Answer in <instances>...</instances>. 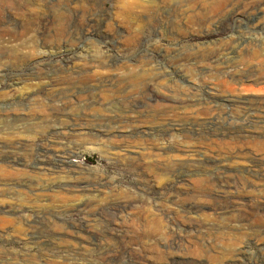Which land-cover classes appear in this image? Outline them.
<instances>
[{
  "label": "rangeland",
  "instance_id": "1",
  "mask_svg": "<svg viewBox=\"0 0 264 264\" xmlns=\"http://www.w3.org/2000/svg\"><path fill=\"white\" fill-rule=\"evenodd\" d=\"M257 24L264 0H0V264H264Z\"/></svg>",
  "mask_w": 264,
  "mask_h": 264
},
{
  "label": "bare ground",
  "instance_id": "2",
  "mask_svg": "<svg viewBox=\"0 0 264 264\" xmlns=\"http://www.w3.org/2000/svg\"><path fill=\"white\" fill-rule=\"evenodd\" d=\"M165 2V1H164ZM232 10H230V11H228V12H231ZM234 11V10H233ZM236 12V11H235ZM231 13H233V12H231ZM249 13V12H248ZM252 14V13H251ZM235 15V14H234ZM229 16V15H228ZM246 16H248V15H246ZM251 16V15H250ZM227 18V17H226ZM227 20V19H226ZM233 20V19H232ZM250 20V19H249ZM230 21H231V19H230ZM242 21V20H241ZM243 21H244V19H243ZM242 21V22H243ZM234 22H236V21H234ZM239 22V21H238ZM240 23V22H239ZM250 24H252V23H250ZM250 27H252V26H250ZM252 30L253 31H255L256 33H258V32H261L262 30L264 31V26H261V25H259V24H257V25H253V27H252ZM264 38V37H263ZM263 41V40H262ZM249 44V43H248ZM250 45V44H249ZM236 46V45H235ZM238 46V45H237ZM236 46V47H237ZM247 47H249L248 45H247ZM246 47V48H247ZM257 47H258V45H256V44H254V45H252V50L250 51V53L248 52V54L250 55V56H252V57H255V58H259V54H258V50H257ZM249 48H251V46L249 47ZM242 49V48H241ZM248 49V48H247ZM236 53H238V52H236ZM261 54V53H260ZM262 55V54H261ZM248 58V57H247ZM246 58V59H247ZM249 59V58H248ZM248 59H247V61H248ZM260 60L259 61H261V62H264V56H263V58L261 57V58H259ZM229 62V61H228ZM227 63V62H226ZM225 63V64H226ZM230 63V62H229ZM228 64V63H227ZM258 64V63H257ZM260 64V63H259ZM258 64V65H259ZM229 66V65H228ZM261 66V65H260ZM234 69V68H233ZM245 69V68H244ZM244 69H242V71H244ZM255 70V69H254ZM263 72H264V66H263V69H261ZM231 71V70H230ZM249 71V70H248ZM223 72V71H222ZM246 72H247V70H246ZM254 72V71H253ZM256 72V71H255ZM259 72V71H258ZM261 72V71H260ZM227 73V72H226ZM248 74H249V72H247ZM246 74V73H245ZM248 74H247V76H248ZM255 74H257V73H255ZM229 75V74H228ZM224 76V75H223ZM226 76V75H225ZM243 76V74H241L240 73V71H231V73H230V76H228V78L230 77V79H233V80H235V81H239V80H241V77ZM247 76H246V78H247ZM250 76V75H249ZM264 76V75H263ZM219 77H221V76H219ZM255 77V76H254ZM259 77V76H258ZM226 78V77H225ZM228 78H226V79H228ZM250 78H251V76H250ZM245 79V78H244ZM252 79H253V77H252ZM256 79V78H255ZM254 79V80H255ZM257 81H260L258 78L256 79ZM255 80V82H257ZM232 81V80H231ZM223 82V81H222ZM228 82H230V81H228ZM244 82V81H243ZM224 83H226V80L224 81ZM223 83V84H224ZM234 83V82H233ZM233 83H231V85L233 84ZM245 83V82H244ZM260 83H263V81L262 82H260ZM259 83V84H260ZM254 85H256L255 83H253ZM258 84V85H259ZM215 86H216V84H214ZM213 85V86H214ZM237 84L235 83L233 86H236ZM264 85V84H263ZM218 86V85H217ZM238 86V85H237ZM245 86V85H244ZM259 86H261V84L259 85ZM210 87V86H209ZM240 87V86H239ZM239 87H237V88H239ZM211 88V87H210ZM213 88V87H212ZM218 88V87H217ZM236 88V87H235ZM234 88V89H235ZM232 89H233V87H232ZM216 90V89H215ZM221 90V89H220ZM219 90V91H220ZM217 91V90H216ZM218 91V92H219ZM217 92V93H218ZM220 93H222L223 94V92L221 91ZM219 94V93H218ZM221 95V94H220ZM194 96V95H193ZM193 96H191V97H193ZM195 97V96H194ZM227 97V96H226ZM185 98H186V96H185ZM221 98V97H220ZM222 98H225L224 97V95H223V97ZM183 99V98H182ZM228 99V98H227ZM229 99H231V98H229ZM220 100V99H219ZM228 102V101H227ZM87 117V116H86ZM249 119V118H248ZM252 119V118H251ZM246 121H247V119H246ZM257 121V120H256ZM242 123H244L243 121H242ZM252 123V122H251ZM251 123H249V124H251ZM246 124V123H245ZM244 125V124H243ZM107 129V128H106ZM29 131V130H28ZM92 132V131H91ZM149 156H150V154H149ZM149 158V157H148ZM41 159V158H40ZM46 159V158H45ZM146 159V158H145ZM150 159V158H149ZM62 159H59V162L61 161ZM148 160V159H147ZM39 161V160H38ZM62 161H64V160H62ZM73 161V160H72ZM152 162V161H151ZM160 162H162V161H160ZM153 163V162H152ZM37 164V163H36ZM40 164V163H39ZM43 164V163H42ZM151 164V163H150ZM44 165H45V163H44ZM43 165V166H44ZM61 165V164H60ZM38 166H40V165H38ZM42 166V165H41ZM40 168V167H39ZM42 169H43V167H42ZM48 169V168H47ZM39 171V170H38ZM41 171V170H40ZM263 172V171H262ZM256 173H258V172H256ZM261 173V172H260ZM259 173V174H260ZM258 174V175H259ZM263 173H261V175H262ZM264 176V175H263ZM4 178V177H3ZM22 179V178H21ZM24 179V181H25V178H23ZM22 179V180H23ZM1 180V179H0ZM7 180V178L5 179V180H3V182L4 181H6ZM21 180V181H22ZM31 180V179H30ZM29 180V181H30ZM11 181H15V179L14 180H11ZM19 182H20V180H18ZM28 181V180H27ZM28 181V182H29ZM33 181H35L34 179H33ZM32 181V182H33ZM41 180H39V182H40ZM31 182V181H30ZM29 182V183H30ZM21 183V182H20ZM35 183V182H34ZM240 183H242L243 184V182H240ZM248 183V182H247ZM1 184V183H0ZM6 184V183H5ZM22 184H24V183H22ZM28 184V183H27ZM4 185V184H3ZM31 185V184H30ZM29 185V186H30ZM38 185V184H37ZM245 184H243V186H244ZM249 185V184H248ZM7 186V185H6ZM33 186V185H32ZM246 186V185H245ZM7 196V195H6ZM3 205H5V204H3ZM0 209L1 210H3L4 211V209H7L8 211H17V209H15V208H11L10 206H8L7 208L5 207V206H0ZM20 211V210H19ZM9 221V220H8Z\"/></svg>",
  "mask_w": 264,
  "mask_h": 264
}]
</instances>
